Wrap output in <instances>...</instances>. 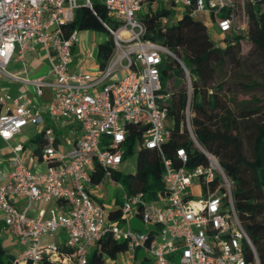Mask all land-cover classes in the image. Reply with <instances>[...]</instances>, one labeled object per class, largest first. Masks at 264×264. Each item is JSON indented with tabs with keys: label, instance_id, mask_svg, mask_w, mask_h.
Returning a JSON list of instances; mask_svg holds the SVG:
<instances>
[{
	"label": "built area",
	"instance_id": "built-area-1",
	"mask_svg": "<svg viewBox=\"0 0 264 264\" xmlns=\"http://www.w3.org/2000/svg\"><path fill=\"white\" fill-rule=\"evenodd\" d=\"M258 1L264 7V0H0V80L13 58L22 60L27 51L44 50L51 79L38 76L28 81L35 86L36 95L42 94L44 86L52 88L46 110L57 125L75 120L81 127L75 141L67 138L70 146L62 148L56 128L45 125L26 89L16 97L0 94V137L11 152L7 163L0 166V234L4 233L3 241L13 254L7 264H89L91 249L96 250L108 237L123 243L124 249L115 257L104 253L105 264L127 252H131L132 264H261L237 214L232 178L218 156L201 146L195 136L190 97L186 127L207 162L185 166L188 155L183 146L175 149L178 165L163 155L166 194L159 199L130 193L113 176L125 160L128 124L143 127L136 139L138 148L162 153L171 136L162 104L166 97L160 74L164 53L181 62L191 91L184 63L164 44L144 37L146 24L139 11L150 2L152 10L172 9V21L208 12L211 26L223 37H246L247 5ZM97 2L118 23L115 27L105 24L113 36V52L97 71L72 70L73 46L80 37L79 28L68 24L79 8L96 13ZM91 45L86 56L93 58L97 42ZM29 123L44 125L32 151L21 142L10 143ZM38 161L47 164L46 170L34 166ZM97 164L104 168L102 180L110 179L122 190L116 218L90 191L91 186L101 184L92 181ZM136 216L148 230L132 227ZM42 235L54 238L42 243ZM11 243L21 249L18 254L7 245ZM141 249L146 254L137 262Z\"/></svg>",
	"mask_w": 264,
	"mask_h": 264
},
{
	"label": "trees",
	"instance_id": "trees-1",
	"mask_svg": "<svg viewBox=\"0 0 264 264\" xmlns=\"http://www.w3.org/2000/svg\"><path fill=\"white\" fill-rule=\"evenodd\" d=\"M147 7L138 13L146 24L144 37L164 44L184 63L191 77V91L181 62L164 53L160 74L161 91L166 97L162 104L167 117L171 118V136L164 143L162 153L142 146L137 149L136 169L133 172L116 170L113 176L128 192H142L147 199H159L166 194L163 155L173 158L178 165L180 161L175 156V149L183 146L188 155L185 166L192 168L207 162L205 153L191 139L186 127L185 108L190 97L195 136L201 146L218 156L220 164L232 178L237 214L252 238L261 264H264V116L260 113L261 107L250 99L236 101V105L241 104V107L235 109L230 103L235 102V98L225 97V82L220 80L227 64H240L239 48L243 38H248L253 46L250 53L256 58L255 64L264 66V7L261 1L249 3L247 36L226 34L224 45L213 41L204 21L191 15L172 21V9L160 7L152 10L150 2ZM165 16L168 18L166 22L163 21ZM105 24L115 27L118 23L100 2L96 3V13L85 7L79 8L75 19L68 24L70 28L86 25L105 34L97 44L96 58L101 68L107 64L114 48L113 36ZM127 128L125 158L134 151L135 140L143 131L139 125L128 124ZM246 141L249 155L245 153ZM103 174L104 168L97 164L92 181L101 182ZM112 216L118 217L119 212ZM123 249V243L111 237L103 239L90 257L89 264H105L104 253L115 257ZM12 256L0 237V264L9 263Z\"/></svg>",
	"mask_w": 264,
	"mask_h": 264
},
{
	"label": "rangeland",
	"instance_id": "rangeland-1",
	"mask_svg": "<svg viewBox=\"0 0 264 264\" xmlns=\"http://www.w3.org/2000/svg\"><path fill=\"white\" fill-rule=\"evenodd\" d=\"M183 16H180L179 19H182ZM195 19L206 21V17L202 15L201 13L195 14ZM79 42L77 43V58L81 60V67L85 70L87 67L86 64L88 63H95L96 64V47L93 49L94 56L93 58H90L86 56L87 50H91V42L96 41L98 42L103 38L102 32L100 31H94L90 28H87L86 25L83 28H79ZM211 38L213 41L218 45H224L225 41H223L221 34L218 31H214L211 33ZM253 46L251 42H249L248 38H243V44H240V64L236 65L235 63H229L226 65L224 74L220 77V80L225 82L224 84V93L225 97H232L235 98V102L230 101L231 105L235 109H239L241 104L236 105V101H241L245 99L252 100L253 104L258 105L261 107V115L264 116V66L262 64L256 65L254 60L256 61V58L250 51L252 50ZM76 58V59H77ZM10 64L7 68H11ZM97 66V64L95 65ZM115 78H118V75L115 76ZM219 80V81H220ZM46 88V87H45ZM46 90V89H45ZM240 103V102H239ZM166 124H171V118L166 119ZM41 129L40 124H32L29 123L28 125L24 126L20 133H18L17 141H23L29 140L33 135H35L39 130ZM43 129V127H42ZM41 129V130H42ZM63 136H66V131L61 130ZM74 134V133H73ZM37 143H28V147L33 149L35 148ZM245 153L249 155V144L246 141L244 143ZM138 142L135 140L134 143V151L132 153H129L127 157V162L123 163L122 165V171H133L136 168L137 164V158H138ZM8 151L3 150L1 151V154H6ZM102 187L109 191L112 195L117 194L119 197L121 196V188L117 185L113 184L110 179H104L102 182ZM123 225V224H122ZM131 225L133 228L136 229H142V230H148L146 225L143 223L141 218L139 216H136L134 219L131 220ZM4 235V233H1ZM0 234V237L3 235ZM3 238V237H2ZM54 238V235H42L41 241L42 243L48 242ZM11 250L14 251V253L18 254L19 250H21L18 246L14 244H7ZM95 251V248L91 249V252L89 254V257L93 255ZM139 255L137 258V262L141 260V258L146 254V252L141 249L138 251ZM123 257L128 260H124ZM131 252L125 253V255H118L116 259H110V261L107 264H132L131 260Z\"/></svg>",
	"mask_w": 264,
	"mask_h": 264
},
{
	"label": "crops",
	"instance_id": "crops-1",
	"mask_svg": "<svg viewBox=\"0 0 264 264\" xmlns=\"http://www.w3.org/2000/svg\"><path fill=\"white\" fill-rule=\"evenodd\" d=\"M201 14L206 17V21H204V22L208 24V30L210 32V35L212 32L217 31L215 26H211V23H210L211 15H210V13L203 12ZM102 36H103V38L101 40H99L97 42V44L105 38V34L102 33ZM223 38L224 37L222 36V39ZM90 46L92 48V45H90ZM76 49H77V44L75 45V48L73 46V61L70 63V69H72V70H74V68H76V67H81L80 64H82L81 60L79 58H77V55H76L77 50ZM74 54H75V58H74ZM96 55H97V46H96ZM10 64H12L11 68H7V74L0 80V94L7 92L12 97H16L20 93V91H22L23 89H26L28 94L31 95L33 97L34 101L37 103V106L39 107L41 114L44 117L45 125L54 126L56 128L58 134L61 137L62 148H68L70 146V144L67 143L66 139L70 138L72 141L73 140L75 141V139L81 133L80 124L74 120V121L70 122L69 124H67L66 126L57 125L50 118L48 111L46 110V103L48 102V100L51 97L52 88L50 86H44L42 94L36 95L35 94V86L28 81V80L34 79L38 76H42V77L51 79V75L49 73L50 63L48 61L46 52L42 49H37L36 51L30 50V51L26 52L24 59L21 60V59L13 58L9 62L8 66ZM96 64H97V66H95ZM96 64L93 62L88 63V65L86 64L87 67L85 68V70L86 71H92V72L97 71V69L99 68L98 61L96 62ZM43 126H41V129ZM41 129L39 130V132H37L35 135H33L29 140H26L25 142L17 141V137L19 136L17 134L10 141V143L15 144V143L21 142L24 145L26 150L32 151L33 149H35L38 146L40 138L42 137ZM62 129L65 130L67 133L65 137L62 134V131H61ZM30 142H32L34 144L37 143L36 147L33 149L29 148L28 143H30ZM3 150H7L8 152L5 155L1 154V151H3ZM10 154H11V152H10L8 143L0 137V166H4L7 163ZM126 162H127V158H125L123 163H126ZM123 163L121 164L119 171H122ZM34 164H35L34 166L36 168H39L41 170H46V168H47V164L43 161H38ZM133 171H126V172H133ZM197 190L198 189H196V191ZM90 191L95 198L100 200L106 206V209L111 213V216L115 215L118 212L120 205H121V202H122V199H123L122 191L120 193V195H121L120 197L117 194L112 195L111 193H109V191H107L106 189H104L102 187V184H100V186L98 188L91 186ZM118 199L120 200V202L118 201Z\"/></svg>",
	"mask_w": 264,
	"mask_h": 264
}]
</instances>
